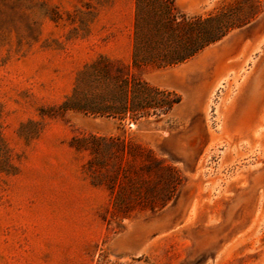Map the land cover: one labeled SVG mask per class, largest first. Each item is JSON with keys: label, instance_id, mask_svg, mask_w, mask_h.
Segmentation results:
<instances>
[{"label": "rangeland", "instance_id": "374dc122", "mask_svg": "<svg viewBox=\"0 0 264 264\" xmlns=\"http://www.w3.org/2000/svg\"><path fill=\"white\" fill-rule=\"evenodd\" d=\"M175 2L241 25L183 62L135 66L136 0H0V264H264V0ZM101 55L180 101L137 121L66 109L110 93L90 68ZM90 135L151 149L179 173L175 198L115 212L123 169L157 175L117 151L114 191L94 184L112 171L89 169L75 139Z\"/></svg>", "mask_w": 264, "mask_h": 264}, {"label": "trees", "instance_id": "16d2710c", "mask_svg": "<svg viewBox=\"0 0 264 264\" xmlns=\"http://www.w3.org/2000/svg\"><path fill=\"white\" fill-rule=\"evenodd\" d=\"M229 19L228 13L223 11L208 16H188L179 12L175 0H136L134 65L148 62L172 65L183 62L222 39L239 24L230 22ZM115 67L117 71L113 73ZM90 68L96 80L114 84L110 93L94 96L82 103L69 98L65 103L66 109H78L95 115L120 116L121 119L129 116L137 121L150 114H166L180 101V96L173 91L151 86L134 73L123 74L126 67L116 65L107 56L101 55ZM171 95L176 98L165 101L164 97ZM75 142L78 143L77 147L89 150L92 157L88 166L91 171L95 173L100 167L112 171L105 173L102 178L93 176L94 184L105 183L112 192L115 189L119 163L109 159L119 156L117 151L122 155L138 153L148 158L141 169L149 173V176L156 174V179L140 178L136 167L132 165L123 169L127 197L117 196L113 201L115 212L122 216H129L138 207L151 210L162 208L175 198L180 181L179 173L157 158L151 149L124 139L119 141L112 136L90 135L75 139ZM130 171L135 177L128 174ZM132 195L141 196L133 198Z\"/></svg>", "mask_w": 264, "mask_h": 264}]
</instances>
